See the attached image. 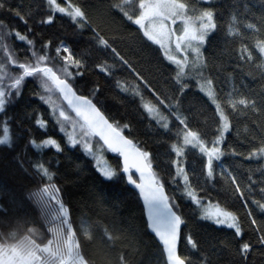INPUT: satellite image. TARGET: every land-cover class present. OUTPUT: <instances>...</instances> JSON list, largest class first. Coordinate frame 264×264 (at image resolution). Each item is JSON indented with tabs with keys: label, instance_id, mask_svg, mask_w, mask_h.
Masks as SVG:
<instances>
[{
	"label": "snow or ice",
	"instance_id": "obj_1",
	"mask_svg": "<svg viewBox=\"0 0 264 264\" xmlns=\"http://www.w3.org/2000/svg\"><path fill=\"white\" fill-rule=\"evenodd\" d=\"M45 2L46 12H41L39 4L0 0V115L4 117L0 119V146L14 149L20 139L14 128L15 117L8 112L32 83V94L46 106L47 116L38 109H33L31 117L24 113L43 132L39 139L29 138L28 144L39 153L45 149L57 155L66 148L80 150L91 158L89 162L103 183L132 189L137 200H142L141 216L139 222L135 217L117 219L111 210L118 212L122 202L111 200L93 185L87 201H81L83 207L76 210L74 221L71 200H65L61 185L56 183L60 177L49 167L52 161L36 159L30 167L42 186L16 192L0 182V264H145L142 246L149 234L160 246L164 264H220L222 253L232 251L231 242L212 245L215 251L209 254L189 228V217L195 216L200 222L232 229L235 238L245 235L237 213L229 210L226 202L209 197L208 187L214 183L223 185L222 193L226 201H233L232 206L235 200L242 202L254 234V239L239 243L235 249L239 264H252L249 254L254 249L264 256V220L258 221L248 206L255 205L264 214V39L256 40L255 50L241 43L233 67L234 72L247 70L253 79L258 77L260 91L242 93L233 87L225 92L216 83V57L204 55L219 33L212 0H200L208 7H196L188 0H100L94 7L74 0ZM260 8L257 20L261 27L252 23L246 27L264 35V0ZM57 14L70 18L81 32L90 29L93 48L107 54L108 59L93 61L94 66H90L85 53L75 55L65 39H45L29 25L31 19L36 27L50 26ZM115 15L135 26L138 36L133 34L129 40L93 27L94 17ZM10 19L19 20L25 31L8 22ZM240 23L233 15L227 25L228 37H242L237 27ZM137 40L144 42L139 50ZM121 43L130 51L122 54L124 49L117 47ZM20 44L23 47L17 46ZM145 46H155L162 62L171 69L170 89L153 87L151 73L158 68L144 57ZM133 54L141 59H131ZM144 63L149 67H143ZM90 67L132 99L140 123L169 137L162 141L168 146L166 161L145 141L136 139L133 122L108 113L101 99L105 95L101 85L88 83ZM118 71H127L132 79L117 78ZM81 81L87 94L79 89ZM193 88L212 106L215 125L210 130L189 126L183 100ZM249 114L254 119L252 127L245 129L249 133L242 145L248 149L245 153L237 151L228 137L235 129L234 119ZM190 153H195L198 167L196 161H189ZM106 154H116L114 164ZM228 156L255 161L257 167L236 175L234 168L223 166ZM177 195L192 205L188 216L183 214ZM84 207L90 214L84 213ZM182 241L185 252L198 253L199 259L181 254Z\"/></svg>",
	"mask_w": 264,
	"mask_h": 264
},
{
	"label": "trees",
	"instance_id": "obj_2",
	"mask_svg": "<svg viewBox=\"0 0 264 264\" xmlns=\"http://www.w3.org/2000/svg\"><path fill=\"white\" fill-rule=\"evenodd\" d=\"M21 3L40 5V11L46 12L45 0H19ZM62 2V0H61ZM74 2H80L81 4L87 3L89 7L96 6L100 0H74ZM190 3H194L196 7H208V4L201 3L200 0H188ZM17 3V0H13V4ZM261 0H212V7L217 14V23L219 33L213 41V47L208 48L204 55L205 57L215 56L218 70L214 69L218 79L216 83L223 86V90L228 92L233 87L242 93H247L249 89H254L257 92L261 89V82L259 78L253 79L252 76L246 74V71H233V67L236 63V57L239 53L241 43L247 44L254 49V45L257 39H264V35L253 32L247 29L248 23L255 24L257 28H260L257 18L261 15L260 8ZM35 10V9H34ZM235 15L237 20L241 23L237 25L242 37H228L227 25L231 22L232 16ZM41 17H37L39 19ZM12 25H15L23 33L25 31L24 26L17 19H10ZM29 25L33 26L35 32L42 35L45 39H51L54 42L60 39H65L66 42L72 47L75 55L80 57L81 53H85V59L90 66L93 65V61L99 59H108V55L102 52H96L91 43L92 31L90 29L79 31L75 28L70 18L57 14L56 19L52 25H45L43 27H36L34 20H29ZM93 27L102 30V33H106L109 36H127L129 40L132 39V35L136 34L135 26L128 24L119 15L106 16L102 19L93 18ZM137 50L144 44L142 40H137ZM23 47L22 44L17 45ZM118 50L123 48L125 52H129L130 49L126 44L117 45ZM143 55L145 58L152 61V66L158 68V71L151 73V79L154 81L153 87L159 89L168 90L171 88V84L168 83L171 75H173L171 69L166 66V62H162L163 58L155 51V46L144 47ZM126 58H129L126 56ZM131 59L140 60L138 55H132ZM109 62L112 61L109 59ZM143 67H149V64L144 63ZM137 70H140V66L134 65ZM87 80L89 85L93 81L98 82L105 92V95L101 97L104 100L108 113L116 116L118 119L121 117L126 118L128 121L133 122V127L136 130V139L139 141H145L147 145L154 151L160 154L162 160H167V144L162 141L168 140V136L158 135L155 128L147 127L140 123V116L136 105L132 102V99L127 95H122L114 87L110 80H107L103 74L98 70L92 71L89 68ZM117 78L132 79L127 71H118L116 73ZM35 86L29 83L24 91V96L15 108L10 109L8 115L15 117V130L19 133L20 139L14 146V149H8L5 146H0V182L5 183L10 189L21 192L25 189L35 190L42 186L40 178L33 172L30 167V162L36 159L50 160L52 163L49 167L57 173L60 177L56 183L61 185L62 192L64 193L65 200H71V206L74 209L73 220H76L77 209L83 207L81 201H87V193L91 186L95 185L97 188L102 189L109 198L113 201H119L121 203L120 210L117 212L115 209L111 210V214H114L116 218L123 216L125 218L135 217L140 221L141 216V200H137L134 192L130 187H125L122 184H105L102 182L98 174L93 170L91 158L83 156L80 150L69 151L65 149L63 154L57 155L53 151L47 149L43 153H39L36 149L32 148L28 144V139L31 137L40 138L43 132L34 127L30 118H25L24 113L27 112L31 117L33 109H38L45 113L47 116L46 106L41 104L38 99L32 94ZM79 89L82 94H87L84 88V82L81 81ZM149 95V93H145ZM239 98V97H237ZM183 104L185 106V115L189 116L190 127H201L203 129H211L215 125L213 109L206 101V98L197 92L196 89H191L189 94L184 98ZM4 117L0 115V119ZM254 117H245L243 115L234 119L233 123L235 129L229 134L228 140L232 143V146L237 151L247 152V147L242 146L248 137L249 133L245 131L246 128H251V120ZM19 125L18 128L15 126ZM239 133L237 136L236 133ZM49 133L53 134L54 130L49 128ZM59 139V134L56 135ZM227 148V144L225 145ZM111 163H115L116 154H107ZM59 163V167H56V163ZM189 161H196L195 153L189 154ZM197 162V167L199 162ZM155 163V162H154ZM223 166L226 168H234L236 171L234 174L240 175L246 173L247 169L257 167V162L243 159L242 157L228 156L222 161ZM23 165V167H21ZM77 165H80L78 168ZM259 173H256V177ZM35 181V182H34ZM223 185L220 183H214L208 187L209 197H215L226 202L229 206V210L234 211L240 217L242 227L245 230V235L241 238H235L232 229L226 227H220L211 225L210 222H200L195 216L189 217V228L192 231L193 238L203 245V249L207 250L209 254L215 251L212 245H220L222 241H229L232 251H224L221 255L220 264H230L234 261L235 264H239V256L235 249L239 243L254 239V234L249 229V220L244 213V206L240 200L233 201L225 200V196L222 193ZM169 195L172 194L171 187L168 188ZM176 200L180 204L183 214L188 216L192 211V205L186 199L177 195ZM259 199V195L256 197ZM0 202H3L0 200ZM249 207L253 208L254 215L258 221L264 220V214H261L255 205L249 204ZM84 213H89V209L84 207ZM95 218V217H93ZM43 234V233H42ZM145 244L142 246V258L145 264H164L163 257L160 255V246L152 239L151 235L144 237ZM181 254L190 255L193 258L199 259L198 253H186L184 244H181ZM249 260L252 264H264V256L260 255L259 250L254 249L249 254Z\"/></svg>",
	"mask_w": 264,
	"mask_h": 264
},
{
	"label": "rangeland",
	"instance_id": "obj_3",
	"mask_svg": "<svg viewBox=\"0 0 264 264\" xmlns=\"http://www.w3.org/2000/svg\"><path fill=\"white\" fill-rule=\"evenodd\" d=\"M107 155V154H106ZM107 158H108V156H107ZM110 161V160H109Z\"/></svg>",
	"mask_w": 264,
	"mask_h": 264
},
{
	"label": "water",
	"instance_id": "obj_4",
	"mask_svg": "<svg viewBox=\"0 0 264 264\" xmlns=\"http://www.w3.org/2000/svg\"><path fill=\"white\" fill-rule=\"evenodd\" d=\"M141 202H142V200H141Z\"/></svg>",
	"mask_w": 264,
	"mask_h": 264
}]
</instances>
